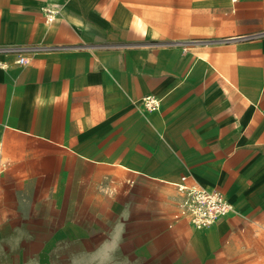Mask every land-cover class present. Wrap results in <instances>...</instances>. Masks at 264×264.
<instances>
[{
  "label": "crops",
  "instance_id": "0c3cea01",
  "mask_svg": "<svg viewBox=\"0 0 264 264\" xmlns=\"http://www.w3.org/2000/svg\"><path fill=\"white\" fill-rule=\"evenodd\" d=\"M171 4L159 25L131 0H0L3 235L45 251L107 235L128 264H264V0H205L202 41ZM182 175L233 211L191 226Z\"/></svg>",
  "mask_w": 264,
  "mask_h": 264
},
{
  "label": "rangeland",
  "instance_id": "374dc122",
  "mask_svg": "<svg viewBox=\"0 0 264 264\" xmlns=\"http://www.w3.org/2000/svg\"><path fill=\"white\" fill-rule=\"evenodd\" d=\"M140 2L143 9H147V21L151 23L163 24L169 23L172 17V4L171 0H131L133 7H139ZM136 3V4H134ZM136 5V6H135ZM155 10L160 11V19L151 18L152 13ZM181 22L187 23L190 20L197 18V28H193L195 31L192 37H197L201 41L204 39V34L209 33L211 28H207V32L203 27L204 14H205V0H180ZM135 12V23L140 31H144L145 21L140 18L139 11ZM196 20V19H195ZM170 25V23H169ZM163 37V36H162ZM145 40H155L151 31H148L144 35ZM161 40H167L166 38H157ZM43 221L30 220L22 221L20 224L32 227L34 225H41ZM60 220L52 221V229H55L56 225L60 224ZM3 221H0V224ZM1 226V225H0ZM32 230V229H31ZM20 235L16 232H11L10 235H3L0 229V264H128L123 259V253H114L108 251L109 244L107 243L108 236L105 235L101 244L98 246L90 245L84 246L83 251L76 250V246H60L52 245L51 249L45 251L44 247L40 250H35V245H29L28 240L31 239L28 236L26 230L21 228ZM42 237V236H41ZM47 238V237H46ZM52 240L60 239L63 237L51 236ZM47 247V246H46ZM49 247V246H48ZM121 254V257L118 256Z\"/></svg>",
  "mask_w": 264,
  "mask_h": 264
},
{
  "label": "built area",
  "instance_id": "2783aa9c",
  "mask_svg": "<svg viewBox=\"0 0 264 264\" xmlns=\"http://www.w3.org/2000/svg\"><path fill=\"white\" fill-rule=\"evenodd\" d=\"M53 14L54 11L47 10L46 19L51 21L54 18ZM15 62L24 64L25 58L18 55ZM142 103L146 109L153 110L158 107L157 99L151 95L145 96ZM174 184L180 195L178 215L195 228L207 227L233 211V204L217 188L189 184L184 175Z\"/></svg>",
  "mask_w": 264,
  "mask_h": 264
}]
</instances>
